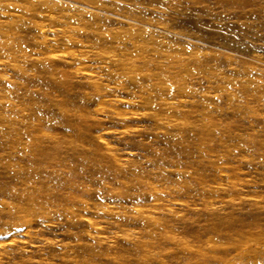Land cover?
Wrapping results in <instances>:
<instances>
[{"label":"rangeland","instance_id":"374dc122","mask_svg":"<svg viewBox=\"0 0 264 264\" xmlns=\"http://www.w3.org/2000/svg\"><path fill=\"white\" fill-rule=\"evenodd\" d=\"M0 264H264V0H0Z\"/></svg>","mask_w":264,"mask_h":264}]
</instances>
